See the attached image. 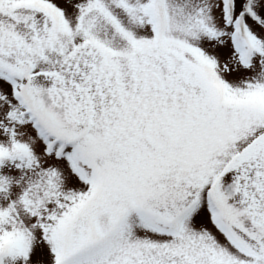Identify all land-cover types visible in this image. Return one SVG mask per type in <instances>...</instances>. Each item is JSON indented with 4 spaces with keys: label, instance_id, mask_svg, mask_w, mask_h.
<instances>
[{
    "label": "snow or ice",
    "instance_id": "obj_1",
    "mask_svg": "<svg viewBox=\"0 0 264 264\" xmlns=\"http://www.w3.org/2000/svg\"><path fill=\"white\" fill-rule=\"evenodd\" d=\"M0 264H264V0H0Z\"/></svg>",
    "mask_w": 264,
    "mask_h": 264
}]
</instances>
